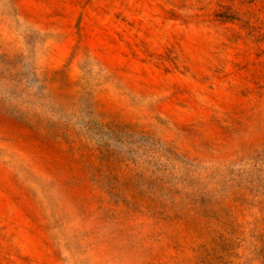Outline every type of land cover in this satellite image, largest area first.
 I'll return each mask as SVG.
<instances>
[{
  "label": "rangeland",
  "instance_id": "1",
  "mask_svg": "<svg viewBox=\"0 0 264 264\" xmlns=\"http://www.w3.org/2000/svg\"><path fill=\"white\" fill-rule=\"evenodd\" d=\"M0 264H264V0H0Z\"/></svg>",
  "mask_w": 264,
  "mask_h": 264
}]
</instances>
